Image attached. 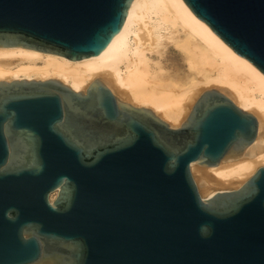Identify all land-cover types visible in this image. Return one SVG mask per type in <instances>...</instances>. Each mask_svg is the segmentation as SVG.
Here are the masks:
<instances>
[{
  "label": "water",
  "instance_id": "water-1",
  "mask_svg": "<svg viewBox=\"0 0 264 264\" xmlns=\"http://www.w3.org/2000/svg\"><path fill=\"white\" fill-rule=\"evenodd\" d=\"M184 1L264 73V0ZM132 2L0 0V47L97 56ZM258 130L218 88L174 127L101 77L0 81V264H264V166L207 198L192 171L254 157Z\"/></svg>",
  "mask_w": 264,
  "mask_h": 264
},
{
  "label": "bare ground",
  "instance_id": "bare-ground-1",
  "mask_svg": "<svg viewBox=\"0 0 264 264\" xmlns=\"http://www.w3.org/2000/svg\"><path fill=\"white\" fill-rule=\"evenodd\" d=\"M172 44L181 61L169 62L172 49L166 48ZM99 77L121 101L149 106L174 127L188 119L209 86L219 87L258 118L252 144L255 156L203 167L206 179L200 178V183L208 193L204 198L242 185L264 164V73L234 51L184 0H133L122 30L108 47L82 60L0 47V81L54 78L85 92Z\"/></svg>",
  "mask_w": 264,
  "mask_h": 264
},
{
  "label": "rangeland",
  "instance_id": "rangeland-1",
  "mask_svg": "<svg viewBox=\"0 0 264 264\" xmlns=\"http://www.w3.org/2000/svg\"><path fill=\"white\" fill-rule=\"evenodd\" d=\"M169 47H170V49H172V52H171V54H168L169 55V62H171V61H173V62H178V61H181V59L179 58V56H178V54H173V50L174 51H176V49H175V46L172 44V45H168V47L166 48V50L168 51V49H169ZM211 87H214V86H209V87H207V89L208 88H211ZM219 88V87H218ZM230 96V95H229ZM231 97V96H230ZM232 98V97H231ZM233 99V98H232ZM234 100V99H233ZM235 101V100H234ZM235 103L238 105V103L235 101ZM135 105H137V104H135ZM139 106V105H138ZM239 106V105H238ZM147 107H149V106H147ZM151 108V107H150ZM250 112V111H249ZM169 122V121H168ZM171 123V122H170ZM182 123V122H181ZM172 124V123H171ZM180 125V124H179ZM177 126V125H176ZM261 166H264V164L262 165L261 164ZM261 166H259V167H261ZM203 167H205V166H201V165H199V164H193L192 165V171H193V174H194V176H195V178H196V180H197V182L199 183V186H200V191H201V194L202 195H205V196H208V193H206V192H204V188L205 187H203V186H201V183H200V178H202V168ZM208 169V168H207ZM209 170V169H208ZM210 171V170H209ZM206 179V177H203L202 179ZM204 179V180H205ZM249 179V178H248ZM239 186H241V184L240 185H236V186H231V187H228V188H223V189H221V190H230V189H236V188H238ZM218 191H220V190H218ZM217 191V192H218ZM210 196V195H209ZM204 197V196H203Z\"/></svg>",
  "mask_w": 264,
  "mask_h": 264
}]
</instances>
